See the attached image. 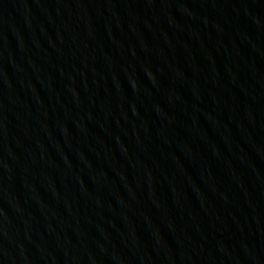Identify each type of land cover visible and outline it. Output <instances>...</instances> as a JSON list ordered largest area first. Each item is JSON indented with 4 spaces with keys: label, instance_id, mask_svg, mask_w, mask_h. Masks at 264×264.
<instances>
[{
    "label": "water",
    "instance_id": "95a60500",
    "mask_svg": "<svg viewBox=\"0 0 264 264\" xmlns=\"http://www.w3.org/2000/svg\"><path fill=\"white\" fill-rule=\"evenodd\" d=\"M0 264H264V0H0Z\"/></svg>",
    "mask_w": 264,
    "mask_h": 264
}]
</instances>
